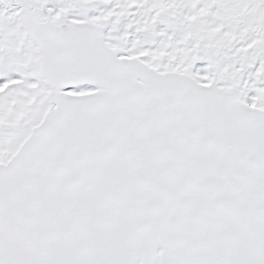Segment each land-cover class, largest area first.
<instances>
[{"label": "snow or ice", "instance_id": "obj_1", "mask_svg": "<svg viewBox=\"0 0 264 264\" xmlns=\"http://www.w3.org/2000/svg\"><path fill=\"white\" fill-rule=\"evenodd\" d=\"M0 264H264V0H0Z\"/></svg>", "mask_w": 264, "mask_h": 264}]
</instances>
